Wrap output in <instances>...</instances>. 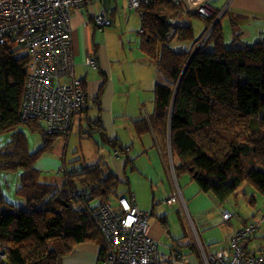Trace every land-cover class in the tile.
I'll use <instances>...</instances> for the list:
<instances>
[{
	"label": "trees",
	"instance_id": "16d2710c",
	"mask_svg": "<svg viewBox=\"0 0 264 264\" xmlns=\"http://www.w3.org/2000/svg\"><path fill=\"white\" fill-rule=\"evenodd\" d=\"M186 10L184 4L168 0H148L139 10L143 25L139 50L166 83L155 85L153 109L145 119L134 122L136 135L154 134L157 145L166 147V155H171L170 170H174L177 181L190 178L199 193L213 196L220 205L229 202L244 185L252 186L264 199V37L249 45L237 40L236 35L229 46L221 18L215 22L217 17L205 19L185 14ZM178 15L202 22L205 39L200 40L192 25L174 29L168 20ZM173 40L189 42L196 49L176 51L171 46ZM18 52L0 45V136L10 135L9 141L0 143V174L20 173L16 195L23 201L18 206L10 203L0 179V264H63L64 258L85 243L101 246L99 260L104 264L108 246L88 210L98 206V198L116 209L120 198L135 194H118V177L112 171L105 172L101 164L71 171L64 166L58 173L65 180L62 186L43 182L37 165L54 151L56 141L69 137L84 118L92 134L100 133L117 147L116 158L125 155L127 165L133 163L128 156L132 147L111 141L101 124L107 76L100 71L96 56L88 57L97 67H86L99 69L103 77L98 96L90 100L86 82L76 76L87 93L88 108L77 116L71 131L49 134L37 120L22 119L30 59L18 57ZM90 103L98 109L95 120L89 119ZM26 129L42 137L43 145L36 152L29 150ZM85 189L92 198L75 196L76 191ZM248 197L255 208L257 198ZM224 211L221 208V213ZM251 224L255 232L241 243L251 242L259 231L256 222L243 223L241 230ZM262 243L257 251L243 247L250 254L264 256V237ZM173 254L180 259L176 250Z\"/></svg>",
	"mask_w": 264,
	"mask_h": 264
},
{
	"label": "crops",
	"instance_id": "0c3cea01",
	"mask_svg": "<svg viewBox=\"0 0 264 264\" xmlns=\"http://www.w3.org/2000/svg\"><path fill=\"white\" fill-rule=\"evenodd\" d=\"M209 2L220 15L225 44L229 46L233 44L236 35L237 40L249 45L261 41L264 37V0H209ZM101 13H105L111 21L110 27L118 30L124 26L121 29L125 36L121 49L122 54L117 57L111 55L105 30L98 29L95 24L96 17ZM168 21L174 29L194 26L196 35L200 38L205 33V25L188 16L178 15ZM71 27L73 55L76 62L75 74L86 82L90 100L98 96L103 84L99 69L107 76L101 98L103 112L100 118L108 138L120 144L125 142L124 148L132 147L131 156L135 153L137 157L144 151L142 155L149 158L152 142L149 143L147 138L156 143L155 136L151 133L142 138L137 137L134 122L145 119L152 111L155 85L159 82L166 83V81H163L155 66L139 50V41L143 33L140 11L132 10L128 0H93L90 7L73 13ZM100 31L104 34H99ZM173 43H175L174 40L171 41V45ZM185 45L188 51L196 49L192 44ZM95 51L96 55H94ZM91 56H96L98 59L99 69L93 70L86 67L85 60ZM118 73L120 78L116 76ZM118 82H120V92L117 87ZM132 105L136 106V109L128 108ZM115 112L125 117L127 122L124 123L121 118L116 117ZM82 127L80 123V129H83ZM139 145L141 150L138 149ZM130 155H128L129 158ZM112 159L121 174L127 157L124 155L118 159L113 156ZM167 168L174 189L166 187L162 180L161 184L165 186L162 201L154 204L155 200L148 201L142 194L140 197L137 196L139 208L150 214L151 236L158 243L159 250L169 257L167 264H204L198 249L199 240L210 261L213 255L230 251L231 238L236 231L242 228L243 223L241 228H233V220L225 223L221 216L222 213H219L221 208L225 211H228V208L220 205L218 200L211 195L201 193H199L202 195L200 197L195 193L192 196L186 195L185 191L180 190L176 177L172 175L170 162ZM176 191L181 194L180 202L170 207L165 204V200ZM204 203L207 204L205 207ZM218 226L221 229L216 228ZM243 245L247 246L250 251L252 250L250 240L245 241ZM262 245L263 243H260V246L256 245L253 248L260 249ZM173 250L178 252L180 259L175 258ZM100 251L101 246L96 243L78 245L71 255L64 258L63 264H102L99 260Z\"/></svg>",
	"mask_w": 264,
	"mask_h": 264
},
{
	"label": "built area",
	"instance_id": "2783aa9c",
	"mask_svg": "<svg viewBox=\"0 0 264 264\" xmlns=\"http://www.w3.org/2000/svg\"><path fill=\"white\" fill-rule=\"evenodd\" d=\"M134 11H139L148 0H128ZM184 4L185 14L202 18H216L218 11L209 0H168ZM93 0H0V45L13 51H22L30 59L27 90L22 104V119H35L46 127L49 134L71 131L76 118L88 108L87 93L75 75L71 21L73 13L90 7ZM95 24L101 30L111 26L105 13L99 14ZM86 66L97 67L94 59L87 58ZM173 177H176L172 170ZM82 200L92 198L86 189L76 191ZM181 194L176 191L165 203L174 207ZM98 206L88 210L108 246L104 264H167L163 254L150 234V214L143 212L136 195L118 200V207L98 198ZM234 218L229 211L222 212V219L229 223ZM256 230L254 224L236 231L231 238L230 251L206 256L199 240L198 249L204 264H264L263 255L246 251L242 241Z\"/></svg>",
	"mask_w": 264,
	"mask_h": 264
},
{
	"label": "rangeland",
	"instance_id": "374dc122",
	"mask_svg": "<svg viewBox=\"0 0 264 264\" xmlns=\"http://www.w3.org/2000/svg\"><path fill=\"white\" fill-rule=\"evenodd\" d=\"M123 28L124 26H121L118 30L113 27H108L105 29L106 38H108L111 55L113 57H117L118 55L122 54V44L125 40L124 33L121 31ZM99 34L103 35L104 33L100 31ZM205 37L206 34L202 36L200 40L203 41ZM200 40L198 42H200ZM185 44H189V42L176 40L171 46L176 51H181L182 49H186ZM16 55L21 57L23 52L20 51ZM116 76L117 78H120L119 73ZM117 87L119 90L120 82L117 83ZM90 108L89 119L95 120L98 109H95L92 103H90ZM128 108L136 109V106L132 105ZM114 115L118 118H121L124 123L127 122V119L120 116L118 112H115ZM81 123L83 129H80V123H78L71 135L69 137H60L56 141L54 151L52 153L46 154L38 163L37 166L43 173V182L62 186L65 180L62 176L58 175V173L59 170L64 166L67 167L69 171H71L76 167L101 164L102 169L105 172L112 171L118 177L119 185L116 188V192L118 194H129V192H134L136 197H140V194H142L146 199H148V201L151 200L153 202V200H155V204L164 199L165 186L174 189L173 181L170 178L167 168L169 165V160L168 156L166 155V147L163 145L160 147L150 138H147L149 143L152 142L149 149L150 157L148 158L147 156L142 155L144 151L141 152V155L137 157L135 153L133 156L129 154L133 163L129 165L126 163V165H124L121 170V174H119V171L115 167L112 159L115 154L114 150L117 147H114V144L107 141L105 136L100 135V133L94 132L92 134L90 129L87 128V118H84ZM25 134L27 136L29 150L31 152H36L42 147L43 141L40 134H34L28 129L25 130ZM9 140L10 135L0 136V143L2 144H5ZM123 143L126 145L125 142ZM124 144L121 145L124 146ZM138 149L141 150L140 145ZM19 175L20 173L18 172H3L0 174L5 196L10 203L15 204L16 206L21 205L23 202L16 195V190L19 186ZM162 180L165 186H162ZM177 183L180 190L185 191L186 195L192 196L195 193V195H198L199 197L202 196L198 192L196 183H193L190 178H182L179 180V182L177 181ZM252 195L258 200V205H256L255 208L250 206L251 203L249 200H246V197L249 196L248 198L250 199V197H253ZM114 197L115 198L112 199V202L114 207H116L117 200L116 196ZM73 205L75 207H79V203L77 201H74ZM206 205V203L203 204L204 207ZM225 206L228 208V211L235 214V218L232 222L233 228H241L242 223L246 224L249 222H256L259 225V231L253 236L252 241L250 242V248L252 251H257L256 248L253 247L256 245L260 246V243H262L264 237V199L262 196L252 186L244 185L237 192V194L230 199L229 202L224 204L223 207ZM219 214H221V211ZM216 228L221 229L220 226ZM228 228L232 229L230 227Z\"/></svg>",
	"mask_w": 264,
	"mask_h": 264
},
{
	"label": "clouds",
	"instance_id": "9594fccd",
	"mask_svg": "<svg viewBox=\"0 0 264 264\" xmlns=\"http://www.w3.org/2000/svg\"><path fill=\"white\" fill-rule=\"evenodd\" d=\"M169 148H170V145H169ZM169 158H170V162H171V164H172V158H171V155L169 154Z\"/></svg>",
	"mask_w": 264,
	"mask_h": 264
},
{
	"label": "water",
	"instance_id": "95a60500",
	"mask_svg": "<svg viewBox=\"0 0 264 264\" xmlns=\"http://www.w3.org/2000/svg\"><path fill=\"white\" fill-rule=\"evenodd\" d=\"M163 22H166V17H162Z\"/></svg>",
	"mask_w": 264,
	"mask_h": 264
}]
</instances>
